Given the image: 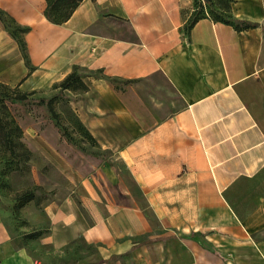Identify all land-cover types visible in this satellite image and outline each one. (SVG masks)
<instances>
[{
    "label": "crops",
    "instance_id": "0c3cea01",
    "mask_svg": "<svg viewBox=\"0 0 264 264\" xmlns=\"http://www.w3.org/2000/svg\"><path fill=\"white\" fill-rule=\"evenodd\" d=\"M232 3L255 28L207 16L187 34L194 0H83L63 24L47 19L46 0H0L30 28L33 67L0 20V82L47 97L76 70L87 90L64 95L102 153L81 151L52 120L23 127L71 187L45 205L41 244L104 245L81 264H124L127 254L165 264L179 244L197 253L182 264H264V0ZM148 213L164 232L146 236ZM29 245L0 216V264H44ZM214 248L227 260H205Z\"/></svg>",
    "mask_w": 264,
    "mask_h": 264
},
{
    "label": "rangeland",
    "instance_id": "374dc122",
    "mask_svg": "<svg viewBox=\"0 0 264 264\" xmlns=\"http://www.w3.org/2000/svg\"><path fill=\"white\" fill-rule=\"evenodd\" d=\"M232 6V0H195L193 10L186 15L187 21L204 15H211L220 20L242 21L235 19ZM53 92L57 94L59 89L54 86ZM40 96V93L34 95L35 99H39ZM52 96L53 95L48 94L45 98L49 99ZM171 96L176 99L175 95L172 94ZM28 105V107L24 108L15 107L9 103L12 112L22 128L26 127V125L33 127L40 125L42 127L48 121L51 122L52 119L48 116L49 114L46 115L44 112H39L32 106L36 104L31 103ZM55 108L60 114L61 124L69 130L78 144L89 151H95L92 145L83 138L81 132L78 131L79 129L69 109V103L60 99L55 103ZM38 122L39 124H37ZM23 141L26 147L33 153L30 161L31 171L19 173L11 169L7 170L5 162L0 159V216L12 234L20 240V242L24 241L29 243L30 251L34 256L42 260L44 264H81L84 259L88 258L95 253L99 247L101 248L104 245L102 243L93 244L84 238H79L60 251H55L51 245L40 243V237L42 238L50 232L49 219L44 210L45 205L54 199L63 198L71 187L61 173L50 164L42 150L30 147L25 140ZM112 155L110 152H107L105 153V158L111 157L114 159ZM43 168L46 169L47 174L51 178L55 179V181L60 184L59 186H42L43 188H34L35 185L38 184H36L33 178V171H42ZM27 189L34 190L35 197L17 210L16 205L18 203V198H20V194ZM148 214L153 221V230L147 233L146 236L164 232V229H161L157 221L153 219L152 213ZM32 232H37L38 236L34 239H27L24 237L26 234ZM186 253H191L193 256L197 255L195 251L189 250L188 247L181 244L177 245L172 252V256H170V260L165 264H182L181 257H184ZM204 253L205 260H210L212 258L208 253H213L216 257L227 260V254L219 248L210 249ZM216 257L214 259H216ZM123 260L125 261L124 264H138L136 262L138 260L132 258L131 254H127ZM161 264H164L162 259Z\"/></svg>",
    "mask_w": 264,
    "mask_h": 264
},
{
    "label": "trees",
    "instance_id": "16d2710c",
    "mask_svg": "<svg viewBox=\"0 0 264 264\" xmlns=\"http://www.w3.org/2000/svg\"><path fill=\"white\" fill-rule=\"evenodd\" d=\"M83 0H46L47 7L45 10V15L48 20L55 24H63L67 22L73 12L81 4ZM234 2V0H232ZM195 5V0H194ZM211 15L199 16L191 21H187L185 25L186 33L189 34L196 22L204 17ZM215 21H221L226 24L232 25L237 30H247L250 28H255L256 24L250 23L248 21H231V20H220L212 17ZM0 20L5 25L9 33L16 39L19 44L20 50L22 52L23 58L26 65L32 70L33 67L30 63V57L27 49V44L25 41V35L30 30L28 27L21 26L14 17H12L8 12L0 8ZM55 88L59 89L57 94H54L51 98L46 99L45 97H40L39 99L34 97L36 91L25 92L22 91L19 86H11L0 82V159L5 162L7 170H14L19 173L31 171V156L33 153L26 147L23 141V128L16 119L14 113L12 112L9 103L15 104H39L44 105L46 110L54 121L55 125L59 128L61 134L71 143H73L78 149L83 152L93 154L95 156L102 157V153L98 151H89L85 147L78 144L75 138L70 134L69 130L61 124L60 114L55 108V103L60 99L68 102V98L64 95V90L70 89L74 91L83 92L87 90L86 84L82 81L81 75L75 70L69 74L61 83L55 85ZM71 115L75 121L78 131L81 132L83 138L88 141L92 147L97 146V141L90 133V131L85 127L79 117L76 115L75 111L69 105ZM42 172L47 174L46 169H42ZM34 188H43L41 185H35ZM31 190V191H30ZM32 189H27L20 194L18 198V203L16 205L17 210L22 208L26 203L33 200L35 193ZM49 234V233H48ZM47 235V234H46ZM38 236L37 232H32L26 234L25 238L34 239ZM41 238V237H40ZM145 241H141L139 244H143Z\"/></svg>",
    "mask_w": 264,
    "mask_h": 264
}]
</instances>
